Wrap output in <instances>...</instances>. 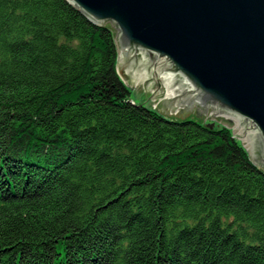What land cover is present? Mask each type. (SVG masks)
<instances>
[{
    "label": "trees",
    "instance_id": "trees-1",
    "mask_svg": "<svg viewBox=\"0 0 264 264\" xmlns=\"http://www.w3.org/2000/svg\"><path fill=\"white\" fill-rule=\"evenodd\" d=\"M113 39L0 0V264H264V172L224 126L132 103Z\"/></svg>",
    "mask_w": 264,
    "mask_h": 264
},
{
    "label": "water",
    "instance_id": "water-1",
    "mask_svg": "<svg viewBox=\"0 0 264 264\" xmlns=\"http://www.w3.org/2000/svg\"><path fill=\"white\" fill-rule=\"evenodd\" d=\"M65 5L92 26H110L121 84L142 85L170 114L196 108V116L234 122L250 167L264 172V0Z\"/></svg>",
    "mask_w": 264,
    "mask_h": 264
},
{
    "label": "rangeland",
    "instance_id": "rangeland-1",
    "mask_svg": "<svg viewBox=\"0 0 264 264\" xmlns=\"http://www.w3.org/2000/svg\"><path fill=\"white\" fill-rule=\"evenodd\" d=\"M114 34V32H113ZM126 87L129 89L130 94L129 98L130 101L135 104H140L150 110H157L160 114H163L165 117L170 118L172 120H178V119H189V120H201L202 123L205 121H208V124L206 125L208 128H226L231 136L238 141L235 130H234V122H228V121H219V120H210L208 119V114H199V116H195L196 114V108L177 113V114H170L168 112H165L161 109L157 108V99H151V94H148L145 96L143 86L138 84H128ZM196 117L197 119H195ZM209 125H211L209 127ZM239 142V141H238ZM61 253V252H60Z\"/></svg>",
    "mask_w": 264,
    "mask_h": 264
}]
</instances>
